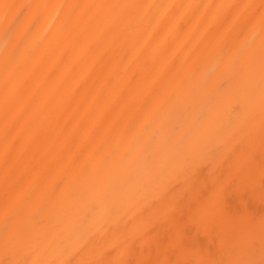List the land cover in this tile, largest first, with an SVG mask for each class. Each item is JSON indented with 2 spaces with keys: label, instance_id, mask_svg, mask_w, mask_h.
Wrapping results in <instances>:
<instances>
[{
  "label": "bare ground",
  "instance_id": "bare-ground-1",
  "mask_svg": "<svg viewBox=\"0 0 264 264\" xmlns=\"http://www.w3.org/2000/svg\"><path fill=\"white\" fill-rule=\"evenodd\" d=\"M0 3V264L259 258L264 0Z\"/></svg>",
  "mask_w": 264,
  "mask_h": 264
},
{
  "label": "snow or ice",
  "instance_id": "snow-or-ice-1",
  "mask_svg": "<svg viewBox=\"0 0 264 264\" xmlns=\"http://www.w3.org/2000/svg\"><path fill=\"white\" fill-rule=\"evenodd\" d=\"M16 7L17 5L15 4L0 3V13H2L4 19L7 20L9 14ZM72 7H78V6L74 5ZM109 7H120V6L112 5ZM124 7H138V6L125 5ZM262 21H264V16H262ZM261 71H262V83H264V51H262ZM262 96H264V90H262ZM261 116H262V120H264V110H262ZM247 179H248L247 169H244V168H241L235 174H231L226 177H223L221 188L216 198V205L212 209L211 215L215 216L223 211L224 193L229 191L234 185L238 183H243ZM19 204H20L19 201H14L10 203L6 207V210H5V214L3 217V225H4V230L6 233V239H5L6 247L19 244L22 242V239H23V235L17 232L16 217L19 211L21 210L19 207ZM180 242H181L180 239L177 238V243H180ZM16 264H43V262L29 261L25 259L23 261L16 262ZM61 264H72V262L66 261V262H61ZM90 264H130V262L123 261V260L116 261V262L98 260V261L90 262ZM138 264H146V262L140 261L138 262ZM189 264H217V262H214L211 260H202L199 262H189ZM228 264H264V237H262L261 239V245L259 249V258H257V254L255 251H250L247 254L240 256V258L228 262Z\"/></svg>",
  "mask_w": 264,
  "mask_h": 264
},
{
  "label": "rangeland",
  "instance_id": "rangeland-1",
  "mask_svg": "<svg viewBox=\"0 0 264 264\" xmlns=\"http://www.w3.org/2000/svg\"><path fill=\"white\" fill-rule=\"evenodd\" d=\"M22 15V14H21Z\"/></svg>",
  "mask_w": 264,
  "mask_h": 264
}]
</instances>
